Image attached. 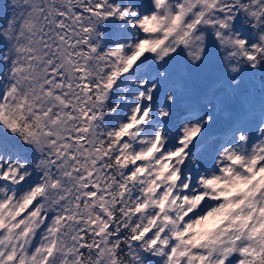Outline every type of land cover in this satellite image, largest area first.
Listing matches in <instances>:
<instances>
[{"label":"snow or ice","instance_id":"1","mask_svg":"<svg viewBox=\"0 0 264 264\" xmlns=\"http://www.w3.org/2000/svg\"><path fill=\"white\" fill-rule=\"evenodd\" d=\"M0 264H264V0H0Z\"/></svg>","mask_w":264,"mask_h":264}]
</instances>
